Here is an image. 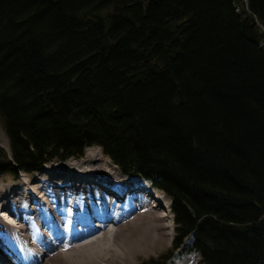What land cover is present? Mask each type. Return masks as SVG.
Wrapping results in <instances>:
<instances>
[{"label":"trees","instance_id":"1","mask_svg":"<svg viewBox=\"0 0 264 264\" xmlns=\"http://www.w3.org/2000/svg\"><path fill=\"white\" fill-rule=\"evenodd\" d=\"M262 41L264 0H0V172L101 145L182 256L264 264Z\"/></svg>","mask_w":264,"mask_h":264},{"label":"bare ground","instance_id":"2","mask_svg":"<svg viewBox=\"0 0 264 264\" xmlns=\"http://www.w3.org/2000/svg\"><path fill=\"white\" fill-rule=\"evenodd\" d=\"M102 150L0 187V264H138L168 243L164 202Z\"/></svg>","mask_w":264,"mask_h":264},{"label":"rangeland","instance_id":"3","mask_svg":"<svg viewBox=\"0 0 264 264\" xmlns=\"http://www.w3.org/2000/svg\"><path fill=\"white\" fill-rule=\"evenodd\" d=\"M235 2L237 4V9L240 11H242V9L244 7H246V0H235ZM261 44L264 45V41H262ZM0 146H2L8 154H10V148H11L10 147V139H9L8 134H7L4 122L1 118H0ZM100 147L103 149L102 153L107 157V159H109L111 162L115 163V161H113V159L110 157V155H108L105 152L104 148L101 145H98V144L89 145V146L85 147L84 153L80 157H70V158L62 159L58 156H51V157L48 156L45 158V161L35 170L26 171L23 169H19L17 171L0 172V187L10 185V184H15L19 181L20 182L21 181L26 182V180H25L26 178L27 179L33 178V177L39 176V175L43 176V172L41 169H43L45 166H50L52 164L61 165L59 167V170L60 171H67V173H69L70 172L69 168H67V166H66L68 162H74V161L81 160L83 158L87 148H89V150H92V151L94 150L93 152H95V151L100 152ZM102 155H99L100 158L102 157ZM115 164L117 165V167L119 168V170L121 171L122 174L127 175V176H137V175H134L131 173L123 172L120 169V167L118 166V164L117 163H115ZM113 171H115V170L113 169ZM151 192L155 195L153 198V200L155 202H159V200L161 199L165 204V205L164 204L162 205L160 213H162V214L166 213L167 214V216L165 217L166 220L165 219L164 220L166 223H168L170 225V227L167 229V231L170 232V235H169L168 243L159 252H157L155 254L152 253L151 255H149L147 257H139V263L138 264H180L182 262V260L187 261L190 264H201V255L199 253H186L182 256V253H180V248H176L174 246V239H175V235H176V222L174 220V212H173L172 207H171V198L169 197V195L166 194L165 192H163L162 190H160L159 188H153ZM155 199H157V200H155ZM163 202H161V203H163ZM5 213L6 212H4V214L2 213L5 216V219H7L8 221L9 220L15 221L14 219H10L8 217V215ZM180 256H182V257H180Z\"/></svg>","mask_w":264,"mask_h":264}]
</instances>
